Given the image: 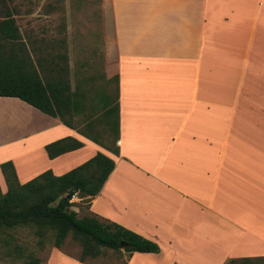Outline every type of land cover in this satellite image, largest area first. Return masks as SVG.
Here are the masks:
<instances>
[{
	"label": "crops",
	"instance_id": "1",
	"mask_svg": "<svg viewBox=\"0 0 264 264\" xmlns=\"http://www.w3.org/2000/svg\"><path fill=\"white\" fill-rule=\"evenodd\" d=\"M44 1L26 17L39 16ZM62 6L66 46H76L74 60L66 51L72 128L0 97V164L10 162L24 184L44 171L60 176L96 153L110 159L113 169L84 216L159 249L121 251L116 264L264 257V0ZM114 105L116 155L83 136ZM64 138L81 147L48 159L44 146ZM50 253L47 264H84Z\"/></svg>",
	"mask_w": 264,
	"mask_h": 264
},
{
	"label": "trees",
	"instance_id": "2",
	"mask_svg": "<svg viewBox=\"0 0 264 264\" xmlns=\"http://www.w3.org/2000/svg\"><path fill=\"white\" fill-rule=\"evenodd\" d=\"M56 1L59 8L47 5L48 12L56 13L58 9L59 14H62L63 0ZM8 2L0 0V97L19 99L41 113L56 118L63 126L72 128L62 15L59 17L58 38L48 43L43 36L31 38L19 31L7 7ZM84 129L87 130L84 137L103 148L105 146L101 141L108 143L106 147L114 155L117 154L116 105L88 122ZM80 147V143L75 140L64 138L44 146V151L48 159H53ZM113 166L110 159L96 153L60 176L44 171L28 182L19 184L11 163H1L0 173L5 192L0 191V235L16 228L32 229L40 237L49 234L55 249L61 248L64 241L69 239L78 247L76 259L79 263H94L103 258L107 251L116 259L117 256L120 258L121 251L127 257L132 253L158 254L155 243L115 224L99 222L90 216H78L70 209L78 208L71 202V197L77 198L78 205L82 204L87 209ZM26 263L40 264L29 254ZM224 264H264V257L229 260Z\"/></svg>",
	"mask_w": 264,
	"mask_h": 264
},
{
	"label": "rangeland",
	"instance_id": "3",
	"mask_svg": "<svg viewBox=\"0 0 264 264\" xmlns=\"http://www.w3.org/2000/svg\"><path fill=\"white\" fill-rule=\"evenodd\" d=\"M37 1L38 0H9L7 7L10 10L15 11L16 17L14 19L19 31L23 35L26 34L31 38L43 36L45 41L49 43L51 42V39L58 38V32L60 29L59 17L62 14H59V10L56 9V13L52 11L54 15L49 16V18L41 17L40 15L43 12L47 14L51 13L48 12L50 10L47 9V5L59 8V4H57L58 2L56 0H45L38 12L39 16L26 17L27 13H30L35 9L38 4ZM41 33H43V35ZM67 47L68 46H66L67 54L70 49L69 56H72L70 59L74 60V58H76V46L73 44L69 48ZM74 68L76 69V66ZM72 69L71 72H69V80L71 79V81L73 78ZM70 200L78 207H71L70 209L77 213L78 216L85 215V206L82 204L78 205L77 198L75 197H71ZM52 249L53 247L49 234H44L40 237L37 236L32 229H12L8 232H4L3 235H0V264H27L26 256L28 254L33 258H36L40 264H47ZM56 250L77 262L78 247L69 239H66L61 248ZM116 261V257L111 254L110 251H107L106 255L96 262H87L84 264H116Z\"/></svg>",
	"mask_w": 264,
	"mask_h": 264
},
{
	"label": "water",
	"instance_id": "4",
	"mask_svg": "<svg viewBox=\"0 0 264 264\" xmlns=\"http://www.w3.org/2000/svg\"><path fill=\"white\" fill-rule=\"evenodd\" d=\"M68 199H70V197H68Z\"/></svg>",
	"mask_w": 264,
	"mask_h": 264
}]
</instances>
